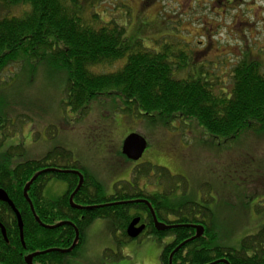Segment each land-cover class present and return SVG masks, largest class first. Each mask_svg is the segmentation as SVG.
Segmentation results:
<instances>
[{"label": "trees", "instance_id": "trees-1", "mask_svg": "<svg viewBox=\"0 0 264 264\" xmlns=\"http://www.w3.org/2000/svg\"><path fill=\"white\" fill-rule=\"evenodd\" d=\"M70 1L72 4L78 2L0 0V86L4 85L1 75L9 66L27 60L51 58L52 64L66 71L63 93L65 105L72 112L84 111L100 95L115 93L112 100L116 105H122L120 112L150 122L160 120L166 129H170L175 120H187L195 121L216 138L234 139L246 130L264 131V66L258 55L248 54V48L252 46H245V53H241L242 60L228 66L230 85L227 89L221 88L220 85L224 83L212 74L218 70V63H213L216 68L212 69V73L209 72L213 79L205 77L207 73L202 68L195 74L191 57L184 51H172L173 44L164 45L163 51L159 52L145 48L140 41L129 45L123 28L112 22L97 30L85 25L72 12L74 9H71ZM216 1L222 5L225 2L231 8L237 0ZM258 48L264 50L263 46ZM188 49L191 54L189 45ZM123 59L125 63L119 71L107 74L91 71V68L112 65ZM205 65L211 67L212 64ZM183 71L188 74L179 77ZM10 108L7 106V110ZM15 127L10 112L0 113V189L20 215L24 246L12 210L6 203L0 202V224L7 240L3 239L0 232V264H25L24 258L28 255L51 249L66 250L73 243L76 229L78 243L70 253L50 252L37 255L32 260V264H68L66 259L76 253L83 241L84 231L92 221H110L118 233L116 241L121 244L131 241L126 229L137 217L140 224L145 226L138 239L150 236L160 241L163 237H172V242L162 250L160 264H169L174 250L195 236L191 226L202 224L205 225L203 235L176 251L171 264H211L226 259L227 251L215 245L216 232L211 223L212 213L206 208L207 201L203 199V206H199L185 199L187 184L182 177H172L166 169H157L160 178L157 180L163 186V193L149 194L142 186L139 188L137 183L143 175H147L150 165H140L134 170L135 176L131 183L116 184L113 194L107 195L103 186L82 170L65 149H56L39 160L20 163L16 159L23 158L22 146L10 147L6 155L1 154L5 140ZM14 157L16 159L12 161ZM45 169L61 172L40 175L29 187L27 197L35 217L46 226L60 222H69L71 225L53 230L43 228L36 222L23 196L26 184ZM62 171L78 172L83 178L80 189L73 196V204L99 207L91 210L73 209L69 197L78 186L79 176ZM53 179L65 182L68 189L62 197L48 200L43 197V190ZM178 190L183 191V196L171 199ZM139 200L151 206L158 222L178 227L158 232L147 205L136 202ZM186 225L190 227L184 228ZM262 240L264 228L257 236L244 238L243 244ZM227 261L229 264H250L252 260L238 259L235 255Z\"/></svg>", "mask_w": 264, "mask_h": 264}, {"label": "rangeland", "instance_id": "rangeland-1", "mask_svg": "<svg viewBox=\"0 0 264 264\" xmlns=\"http://www.w3.org/2000/svg\"><path fill=\"white\" fill-rule=\"evenodd\" d=\"M69 5L92 29L108 22L123 28L129 45L140 41L145 48L159 52L164 45L173 44L172 51H184L191 57L195 74L202 68L205 77L213 79L209 72L216 68L213 63H218V70L212 74L224 83L221 88L230 85L228 66L242 60L245 46H252L248 54L258 55L264 66V50L258 48L264 47V0L234 1L235 10L216 0H78ZM124 63L125 59L91 71L113 73ZM187 74L183 71L179 77ZM66 76L51 58L23 61L4 70L0 113L10 112L16 127L5 140L1 154L6 155L10 147L22 146L23 158L12 160L20 163L65 149L107 195L113 194L116 184L131 183L140 165L150 166L138 187L149 193L161 192L157 169L163 168L170 176L186 181L185 199L207 201L216 246L236 249L243 238L262 230L264 131L246 130L234 139L216 138L195 121L187 120H175L166 129L160 120L150 122L120 112L122 105L112 100L115 93L100 95L84 111L72 112L65 105ZM7 106L11 108L7 110ZM130 134H139L147 142L138 161L127 159L121 151ZM67 189L65 182L53 179L45 186L43 197L56 200ZM182 192L178 190L171 199H180ZM117 235L110 221H92L67 263L160 264L163 248L172 242L171 236L160 241L144 236L120 244Z\"/></svg>", "mask_w": 264, "mask_h": 264}, {"label": "water", "instance_id": "water-1", "mask_svg": "<svg viewBox=\"0 0 264 264\" xmlns=\"http://www.w3.org/2000/svg\"><path fill=\"white\" fill-rule=\"evenodd\" d=\"M146 147H147V142L145 140L144 137H142L141 135L139 134H130L129 136H127L125 138V140L123 141V144H122V154L129 160L131 161H138L142 155L144 154L145 150H146ZM54 172H61V171H58L56 169H46L44 171H41V172H38L37 174H35L32 179L26 184L24 190H23V196L25 198V200L28 202V204L30 205L31 207V212L36 220V222L38 224H40V226H42L43 228L45 229H48V230H53V229H57V228H60L64 225H71V223L69 222H61V223H58L54 226H46V225H43L39 222L38 218L35 217V214H34V210H33V207L30 203V200L28 199L27 197V191L29 189V187L31 186V184L42 174H46V173H54ZM64 173H73V174H78V172H70V171H62ZM79 183H78V186L76 187L75 191L72 193V195L70 196L69 198V203H70V206L73 208V209H79V210H91V209H95V208H98L99 206H94V207H80V206H76V205H73V202H72V199H73V196L76 194V192L80 189L82 183H83V178L81 175H79ZM0 202H3V203H6L10 209L12 210V212L14 213L15 217H16V220H17V225H18V229H19V233H20V239H21V243L23 245V235H22V229H23V226H22V221H21V218H20V215L19 213L16 211V209L14 208V205L12 204V202L10 201V199L8 198V196L6 195V193L0 189ZM136 202H144L147 206H148V209L152 215V218H153V224H154V228L158 231V232H164V231H167V230H170V229H175L177 228L178 226H168V225H165V224H162V223H159L157 220H156V217L154 215V212L151 208V206L146 202V201H136ZM139 224V218H136L134 219L130 225L128 226L127 230H126V235L128 238L130 239H136L145 229V226L144 225H140L137 227V225ZM180 227V226H179ZM183 227V226H181ZM190 227L189 225H186L184 226V228H188ZM195 229L196 231V234L193 238H190L189 240L183 242L182 244H180L173 252V254L178 251L180 248L184 247V245L186 243H189L195 239H198L200 238L202 235H203V228L201 226H191ZM0 231H1V235L3 237V239L6 241V234H5V230L4 228L2 227V225L0 224ZM78 238H79V234H78V231L75 229V238L73 240V243L71 244L70 248L66 249V250H57V249H51V250H47V251H44L42 253H35V254H31V255H28L24 258V262L25 264H32V260L35 256L37 255H41V254H47V253H50V252H59V253H62V254H66V253H70L76 246H77V243H78ZM24 246V245H23ZM173 254H171L170 256V261H169V264H171V258L173 256ZM218 263H223V264H228L225 260H220V261H216V262H213L211 264H218Z\"/></svg>", "mask_w": 264, "mask_h": 264}, {"label": "flooded vegetation", "instance_id": "flooded-vegetation-1", "mask_svg": "<svg viewBox=\"0 0 264 264\" xmlns=\"http://www.w3.org/2000/svg\"><path fill=\"white\" fill-rule=\"evenodd\" d=\"M248 12H251V10H248ZM148 183V182H147ZM149 184V183H148ZM159 185H160V187H161V192H156V193H149L148 191V193L149 194H161L162 192H163V186H161V184L160 183H158ZM145 190V189H144ZM189 202H192L194 205H201V204H203V202L202 203H196V202H193V201H190V200H188ZM201 206H203V205H201ZM206 208H207V206H206ZM208 209V208H207ZM209 210V209H208ZM201 226H203L204 227V229H205V225L204 224H202ZM264 228V227H263ZM262 228V229H263ZM262 230H260L259 232H261ZM259 232L258 233H256L255 235H250L251 237H255V236H257L258 234H259ZM248 237V236H247ZM246 238V237H245ZM244 239V238H243ZM243 239L241 240V242L239 243V247L238 248H222V249H224V250H226L227 252H226V255H225V258L227 259V260H229L230 258H233V257H235V255H236V257L239 259V257L240 258H243V260L245 259V258H249V259H251L252 261H251V263L250 264H264V240H262V241H252V242H249V243H247V245H244L243 244ZM226 259H223V260H225L227 263H228V261L226 260ZM220 261V260H219ZM239 262H240V260H239ZM238 262V263H239ZM229 264V263H228ZM241 264V263H240Z\"/></svg>", "mask_w": 264, "mask_h": 264}, {"label": "crops", "instance_id": "crops-1", "mask_svg": "<svg viewBox=\"0 0 264 264\" xmlns=\"http://www.w3.org/2000/svg\"><path fill=\"white\" fill-rule=\"evenodd\" d=\"M96 221H100V220H96ZM102 221H105V220H102ZM101 223H103V222H101ZM134 240H136V239H134Z\"/></svg>", "mask_w": 264, "mask_h": 264}, {"label": "bare ground", "instance_id": "bare-ground-1", "mask_svg": "<svg viewBox=\"0 0 264 264\" xmlns=\"http://www.w3.org/2000/svg\"><path fill=\"white\" fill-rule=\"evenodd\" d=\"M17 211V210H16ZM18 212V211H17ZM14 214V213H13ZM15 216V215H14ZM16 218V217H15ZM17 221V220H16ZM18 226V225H17Z\"/></svg>", "mask_w": 264, "mask_h": 264}]
</instances>
